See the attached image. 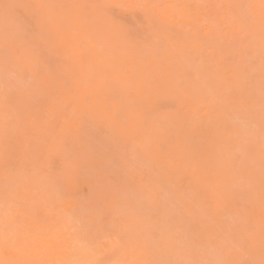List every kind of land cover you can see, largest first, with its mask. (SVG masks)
<instances>
[{
    "label": "snow or ice",
    "instance_id": "obj_1",
    "mask_svg": "<svg viewBox=\"0 0 264 264\" xmlns=\"http://www.w3.org/2000/svg\"><path fill=\"white\" fill-rule=\"evenodd\" d=\"M0 7L7 16L19 9L34 10L27 26L6 33L0 46V65L13 69L6 73L0 86V101L6 109L5 138L14 127V116L22 118L25 114L15 110L14 97L20 85L30 86L38 93L47 92L54 104L59 102L53 116L62 112L68 118L78 119V112L86 111L77 107L80 97L62 100L55 95L58 88L71 90L69 77L41 79L44 65L51 64L53 57L37 60L35 53L38 47L49 53L58 50L67 33L79 39L78 25L90 27L93 22L92 16L82 14L81 9L103 10L109 6L5 3ZM129 7L144 14L147 24L142 36L126 37L122 45L111 50L103 44H93L96 37L92 32L88 33L89 39L80 41L98 47L114 60L132 65L133 79L110 93L116 106L101 117L113 127L121 128L128 137L126 146L119 158L107 156L97 165L94 158L76 152L61 135L53 136L49 151L60 160V168L55 174L47 173L39 201H31V206H26L17 191L16 177L20 170L8 168L0 199V253L6 258L0 259V264H37L27 254L56 234L42 226H21L17 219L22 209H26L23 213L26 217H35L44 209L70 228L75 242L73 258L61 264H264V0L259 6V16L254 11L256 6L250 3L200 5L227 7L230 11L224 16L204 14L180 25L161 18L157 9L163 5L140 3ZM162 56L170 57L173 68L169 83L171 100L186 103L194 99L198 102L194 111L182 113L174 108L161 119L141 111L135 104V89L150 90L159 85V79L148 68L153 58ZM141 67L143 71H137ZM241 86L248 90L247 104L236 107L229 97ZM209 98L217 110V134L212 151L205 152L192 130L203 123L205 117L201 113L209 106ZM88 101L85 95L83 103ZM172 125L180 137L179 144H174L175 137L170 135ZM54 127H59V122ZM257 130L262 210L259 234L254 220L255 154L239 142L241 137L255 138ZM245 160L246 177L239 175L236 167L230 183L225 185L216 180V171L223 162L236 166ZM210 162H215L216 168H210ZM85 166L97 167L101 185L108 183L106 170L119 173L121 181L87 212L78 214L75 207L66 210L64 205L74 199L72 177ZM177 166L178 170L191 169L193 173L203 170L201 183H207L220 204L214 206L202 190H186L182 183L168 177L169 168ZM50 167L46 164L42 171ZM229 199L231 207L225 203ZM177 222L187 227H173ZM200 222L210 225L206 235L198 226ZM146 225L150 231L145 230ZM90 234L103 235L109 246L98 252L99 245L87 240ZM13 252L18 258H7Z\"/></svg>",
    "mask_w": 264,
    "mask_h": 264
},
{
    "label": "bare ground",
    "instance_id": "obj_2",
    "mask_svg": "<svg viewBox=\"0 0 264 264\" xmlns=\"http://www.w3.org/2000/svg\"><path fill=\"white\" fill-rule=\"evenodd\" d=\"M5 3L10 4H78V5H108L107 9L93 10L90 8L81 9L84 15H91L93 22L90 27L78 25L80 28L79 39L74 38L72 33L64 35L61 46L53 52H45L37 48L35 56L37 60L47 56L53 57L51 64L44 65V73L40 77L49 80L51 76L67 75L71 81L72 88L66 92L63 88H58L55 95L62 100H71L80 97L78 108L86 111L78 112V119L68 118L62 112L53 116V112L58 108V103H53L47 92H35L27 85H20L15 92V110L17 113L24 112L21 118L15 115L8 137L4 135V121L6 109L0 101V199H2L5 175L8 168H16L19 174L16 177L17 191L26 206H31V201H39V192L42 189L49 171L55 174L60 168V160L53 156L50 151V142L53 136L61 135L76 152H83L87 156L94 158L97 165L102 164L107 156L119 158L127 144L128 137L124 135L121 128L113 127L110 121L101 117L108 113L110 107L115 108L116 104L110 98L113 92L121 84H125L133 79L132 65L125 60H114L105 52H101L98 47L86 46L80 41L89 39L88 33L95 34L96 39L93 44H103L106 49L111 50L117 45H122L125 38H136L142 36L146 30L147 21L144 14L130 5L140 3H153L163 5L157 9L161 18L168 23L180 25L188 23L198 16L204 14L224 16L229 13L227 7L224 8H201L200 5H230L237 3H250L255 5V13L259 16L261 0H0V6ZM191 6L176 7V6ZM116 10V12H114ZM33 9H19L13 15L7 16L0 7V46L3 44L6 33H13L24 29L27 26L28 18ZM116 14V15H115ZM230 31L232 29H229ZM258 31V24H257ZM227 55V52L224 53ZM219 58L220 53H216ZM25 63L28 61L25 60ZM9 67L5 69L0 65V86L3 85L6 73L12 71ZM137 71H143L141 67ZM148 71L159 79V85L153 88L135 89V104L143 112H151L161 119L169 116L170 110L179 108L184 113L197 108L198 102L189 99L186 103H174L170 98V77L173 68L170 64V57L162 56L153 58ZM13 83H15L13 81ZM2 95V91H0ZM87 95L89 101L83 103V97ZM248 90L241 86L229 100L234 102L236 107H244L247 104ZM258 97V92H257ZM208 107L204 109L205 119L203 123L192 130L193 134L202 143V150L212 151V142L217 134L216 118L217 110L215 102L209 98ZM59 122V127L54 125ZM257 129L259 128V112L256 117ZM122 127V126H121ZM170 135L175 137L173 143L179 144L180 137L176 134L175 126H171ZM239 142L249 151L255 154L256 174L254 183L256 188V198L254 203V220L259 234V223L262 218L260 205V177H259V154L260 142L257 130L255 138L241 137ZM51 167L42 171L44 166ZM210 168H216L215 162H210ZM238 167L239 175H248V162L245 160L234 166L227 161L216 171V180L223 181L226 185L231 182L233 171ZM201 172L193 173L191 169L178 170L177 167H170L168 177L183 184L186 190L197 192L202 190L210 202L216 206L220 201L207 187V183H201ZM108 183L101 185L98 178L97 167L85 166L72 177L71 188L74 199L65 203L64 208H76L77 213L87 212L94 203L102 196L108 195L112 186L120 184L119 173L106 170L104 173ZM147 172L145 177L147 178ZM87 190V195L83 196V190ZM225 203L231 207L232 201ZM21 210L17 222L24 227L42 226L52 229L56 233L51 239H45L38 249L34 248L27 254V258L34 260L37 264H61L62 261L73 258L72 249L74 238L70 228L63 225L61 220L49 214L46 210L40 209L35 217H26ZM219 217H217V220ZM205 235L210 229L207 222L198 224ZM173 227L177 229L187 227L183 223H175ZM60 230V231H58ZM146 231H150L149 226H145ZM89 243L98 244V252L102 253L109 245L103 235H89ZM256 257L259 258V245L257 243ZM5 255L0 253V259H5ZM7 258H18L17 253H9Z\"/></svg>",
    "mask_w": 264,
    "mask_h": 264
},
{
    "label": "rangeland",
    "instance_id": "obj_3",
    "mask_svg": "<svg viewBox=\"0 0 264 264\" xmlns=\"http://www.w3.org/2000/svg\"><path fill=\"white\" fill-rule=\"evenodd\" d=\"M114 12H116V10H114ZM115 15H116V14H115ZM82 195H83V196H86V195H87V190H86V189L83 190Z\"/></svg>",
    "mask_w": 264,
    "mask_h": 264
}]
</instances>
